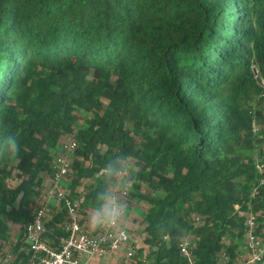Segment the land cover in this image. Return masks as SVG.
<instances>
[{"label": "trees", "instance_id": "obj_1", "mask_svg": "<svg viewBox=\"0 0 264 264\" xmlns=\"http://www.w3.org/2000/svg\"><path fill=\"white\" fill-rule=\"evenodd\" d=\"M9 135L0 250L23 239L70 136L65 185L88 229L100 170L124 155L126 208L149 202L134 262L184 264L190 236L200 264H231L249 214L264 237V0H0V144Z\"/></svg>", "mask_w": 264, "mask_h": 264}, {"label": "built area", "instance_id": "obj_2", "mask_svg": "<svg viewBox=\"0 0 264 264\" xmlns=\"http://www.w3.org/2000/svg\"><path fill=\"white\" fill-rule=\"evenodd\" d=\"M77 145L75 139L61 142L52 162L53 174L50 182L42 188V195L34 216L25 226V235L15 247L0 250V264H89L93 256L112 257L121 252L120 264H137L131 234L123 223L117 233L93 231L82 223L81 209L65 185L70 169L71 152ZM65 208L67 218L60 222V232L47 235V220L57 210ZM247 252L231 264H259L264 260V237L257 231V215L248 216ZM195 241L184 237L179 246L185 258L184 264H200L194 256ZM143 258L142 263L151 264ZM226 264V263H216Z\"/></svg>", "mask_w": 264, "mask_h": 264}, {"label": "clouds", "instance_id": "obj_3", "mask_svg": "<svg viewBox=\"0 0 264 264\" xmlns=\"http://www.w3.org/2000/svg\"><path fill=\"white\" fill-rule=\"evenodd\" d=\"M19 151V142L13 135L5 137L0 144V154L9 158H16ZM129 173V161L124 155L113 156L100 170L103 187L96 193V206L88 218L93 231H120L126 216V205L120 194L132 188L133 180Z\"/></svg>", "mask_w": 264, "mask_h": 264}, {"label": "rangeland", "instance_id": "obj_4", "mask_svg": "<svg viewBox=\"0 0 264 264\" xmlns=\"http://www.w3.org/2000/svg\"><path fill=\"white\" fill-rule=\"evenodd\" d=\"M68 140L71 139L70 136H66L64 137V140ZM132 159L129 160V166H130V173L129 176L131 175V173L133 172L134 167H132ZM11 182H13L14 184H17L18 179H13ZM50 182V180L48 181V183ZM66 182V181H65ZM145 189L147 188L146 186L144 187ZM129 191V190H128ZM40 199V198H39ZM120 199L123 201V196L122 193L120 194ZM131 201V200H130ZM132 207L131 209L126 208V216H125V220H124V224L127 226L130 234H131V238L133 240V244L135 246L136 251H139V247L143 246L145 248V251H149V244L145 242V232H144V222H142L143 219V214L145 212V209L149 206V202L145 199L142 200H132L131 202ZM92 212V210H90L87 213V219L86 222H88V218L90 213ZM10 224L12 226V236L10 237V239L13 241V239L17 238V236L19 235L21 229L19 227L18 224L13 223L10 221ZM88 224V223H87ZM245 241L247 242V239H245ZM264 242V239H263ZM123 251V250H122ZM121 252H116L112 257L110 258H104L102 260L101 257H97V256H93L92 260H98L100 262V264H111L113 261L114 262H120L121 260ZM246 252V251H245ZM139 256V253L137 252V257ZM150 263L152 264V261H150ZM259 264H264V260L263 262L259 263Z\"/></svg>", "mask_w": 264, "mask_h": 264}, {"label": "crops", "instance_id": "obj_5", "mask_svg": "<svg viewBox=\"0 0 264 264\" xmlns=\"http://www.w3.org/2000/svg\"><path fill=\"white\" fill-rule=\"evenodd\" d=\"M246 253V252H245ZM113 258V257H112ZM103 260V259H102ZM89 264H100V262L98 261V260H90L89 261ZM111 264H120V262L118 263H116V262H112Z\"/></svg>", "mask_w": 264, "mask_h": 264}, {"label": "water", "instance_id": "obj_6", "mask_svg": "<svg viewBox=\"0 0 264 264\" xmlns=\"http://www.w3.org/2000/svg\"><path fill=\"white\" fill-rule=\"evenodd\" d=\"M256 72H258L257 68H255Z\"/></svg>", "mask_w": 264, "mask_h": 264}]
</instances>
